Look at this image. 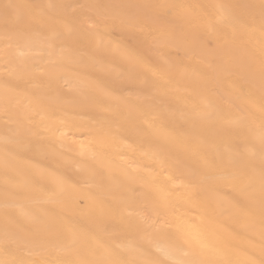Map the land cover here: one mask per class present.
Here are the masks:
<instances>
[{
	"label": "bare ground",
	"instance_id": "obj_1",
	"mask_svg": "<svg viewBox=\"0 0 264 264\" xmlns=\"http://www.w3.org/2000/svg\"><path fill=\"white\" fill-rule=\"evenodd\" d=\"M262 4L0 0V264H262Z\"/></svg>",
	"mask_w": 264,
	"mask_h": 264
},
{
	"label": "snow or ice",
	"instance_id": "obj_2",
	"mask_svg": "<svg viewBox=\"0 0 264 264\" xmlns=\"http://www.w3.org/2000/svg\"><path fill=\"white\" fill-rule=\"evenodd\" d=\"M8 7H11V5H9ZM262 7H264V4H262ZM181 264H183V262H181ZM262 264H264V262H262Z\"/></svg>",
	"mask_w": 264,
	"mask_h": 264
}]
</instances>
